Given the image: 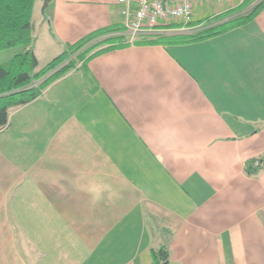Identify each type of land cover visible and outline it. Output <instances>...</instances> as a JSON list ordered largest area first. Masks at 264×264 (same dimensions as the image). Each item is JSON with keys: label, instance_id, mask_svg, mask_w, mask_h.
Returning <instances> with one entry per match:
<instances>
[{"label": "crops", "instance_id": "crops-1", "mask_svg": "<svg viewBox=\"0 0 264 264\" xmlns=\"http://www.w3.org/2000/svg\"><path fill=\"white\" fill-rule=\"evenodd\" d=\"M241 4H199L192 22ZM43 5L38 67L96 31L125 34L116 0ZM9 115L0 264H151L155 244L169 264H264V169L244 170L264 156V10L198 42L109 49Z\"/></svg>", "mask_w": 264, "mask_h": 264}, {"label": "trees", "instance_id": "trees-1", "mask_svg": "<svg viewBox=\"0 0 264 264\" xmlns=\"http://www.w3.org/2000/svg\"><path fill=\"white\" fill-rule=\"evenodd\" d=\"M37 0H0V53L6 49L23 47L14 58L0 64V131L4 129L13 109L28 104L41 97L46 88L63 75L85 66L86 62L109 49L130 46L131 42L123 33L113 35L116 30L107 28L89 34L67 46L59 56L48 64L38 67V58L34 50L32 15ZM264 10V0H245L221 19H207V24L189 33H173L181 24H169V31L146 35L134 41L143 44H186L212 38L235 27L246 25ZM191 24V25H190ZM188 26L198 27L194 22ZM164 28V29H165ZM264 169V156L252 158L245 164V173L253 177ZM151 264H169L170 250L161 244L151 247Z\"/></svg>", "mask_w": 264, "mask_h": 264}, {"label": "built area", "instance_id": "built-area-1", "mask_svg": "<svg viewBox=\"0 0 264 264\" xmlns=\"http://www.w3.org/2000/svg\"><path fill=\"white\" fill-rule=\"evenodd\" d=\"M245 0H116L123 6L121 14L124 17L123 27L125 34L134 40L142 34L154 35L170 23H179L187 26L194 19V11L199 4L216 3L234 4ZM169 31L165 28V33ZM120 33V32H119ZM114 33L113 35H119ZM157 34V33H156Z\"/></svg>", "mask_w": 264, "mask_h": 264}, {"label": "rangeland", "instance_id": "rangeland-1", "mask_svg": "<svg viewBox=\"0 0 264 264\" xmlns=\"http://www.w3.org/2000/svg\"><path fill=\"white\" fill-rule=\"evenodd\" d=\"M238 4V2H235L233 5H236ZM192 23V22H190ZM189 25V24H188ZM182 26L181 28H178L177 30H174L173 33H177V32H181V33H189L191 31H195V30H198V28L200 27H192V26ZM191 25V24H190ZM115 33H119V32H115ZM129 37V36H128ZM139 37L135 38L134 40H130V37H129V40L131 42V44H134V41L136 39H138ZM21 51H23V47L21 46H15V48H11V49H6L4 51H2L0 53V64L4 65L5 63H7L8 61H10L12 58H14V56L17 54V53H20ZM40 67V66H39ZM41 68V67H40ZM39 68V69H40Z\"/></svg>", "mask_w": 264, "mask_h": 264}, {"label": "water", "instance_id": "water-1", "mask_svg": "<svg viewBox=\"0 0 264 264\" xmlns=\"http://www.w3.org/2000/svg\"><path fill=\"white\" fill-rule=\"evenodd\" d=\"M52 0H44V5L43 8H46L49 4V2H51Z\"/></svg>", "mask_w": 264, "mask_h": 264}]
</instances>
